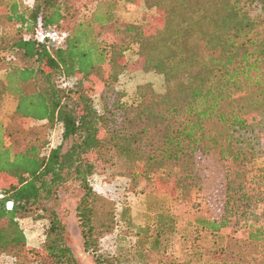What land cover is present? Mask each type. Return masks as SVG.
I'll return each mask as SVG.
<instances>
[{
  "label": "trees",
  "instance_id": "16d2710c",
  "mask_svg": "<svg viewBox=\"0 0 264 264\" xmlns=\"http://www.w3.org/2000/svg\"><path fill=\"white\" fill-rule=\"evenodd\" d=\"M145 2L164 12L151 32L116 17L115 0H97L86 19L78 17L80 0H9L0 14V52L31 60L1 59L0 94L15 99L17 117L57 131L45 151L39 135L0 121V250L26 245L20 219L33 214L42 220L41 238L27 250L49 264H77L58 213L61 192L72 184L80 189L75 215L83 249L97 264H128L152 250L173 264H264V210L250 201L264 191V164L254 163L264 156V0ZM38 23L66 30L65 41L38 42ZM133 49L143 79L126 93L113 82ZM104 67L112 75L89 92L85 78ZM109 150L133 174L177 169L180 185L197 183L201 157L216 151L229 160L235 175L224 183L221 209L195 217L186 259L170 252L176 217L165 209L135 225L123 251H99L90 177Z\"/></svg>",
  "mask_w": 264,
  "mask_h": 264
},
{
  "label": "rangeland",
  "instance_id": "374dc122",
  "mask_svg": "<svg viewBox=\"0 0 264 264\" xmlns=\"http://www.w3.org/2000/svg\"><path fill=\"white\" fill-rule=\"evenodd\" d=\"M8 1L0 0V14L7 10ZM24 1L31 2V0ZM96 1L80 0L78 17L88 18ZM115 2L116 17L144 25L146 32H151L164 23L163 10L156 6H147L145 0H115ZM8 55L19 64L31 63V60L21 57L18 53L0 52L2 65L1 59H6ZM111 75V70L104 67L99 75L94 74L85 78L84 86L89 92H98L102 86L101 76ZM141 79H143L141 62L133 49L126 53V66L113 85L116 89L131 93L134 85ZM14 106L15 99L11 95L0 94V121L5 126H15L39 135L45 142V151L56 144L57 131L54 126H50L46 121H31L17 117L13 113ZM198 162L200 173L197 183L180 185L176 180L180 177V171L177 169L168 167L158 171L133 174L128 162L119 157L114 150L106 151L104 156L97 160L94 173L90 177V183L98 196L93 223L99 251L105 255L115 253L119 248L123 251L135 239V235L132 234L135 225H146V222L151 221L157 212L165 209L176 217L175 231L169 235L172 241L170 252L180 260L186 259L195 217L211 218L220 211L224 183L235 175L229 160L218 159L216 151L201 157ZM254 163L263 165L264 156L256 158ZM79 195L80 189L70 184L68 189L61 192L58 199V213L66 224L68 242L77 258V264H97L93 255L83 249L81 227L75 215V205ZM250 201L253 209L264 210V191L261 195L250 197ZM124 220H130L133 226L129 228ZM41 221L35 219L33 214L20 219L26 235V245L1 249L0 264H49L50 258L41 257L26 248L39 245ZM4 223L5 221H2L0 225ZM128 264L173 263L167 258H160L155 250H152L145 251L140 260L138 257L131 258Z\"/></svg>",
  "mask_w": 264,
  "mask_h": 264
},
{
  "label": "built area",
  "instance_id": "2783aa9c",
  "mask_svg": "<svg viewBox=\"0 0 264 264\" xmlns=\"http://www.w3.org/2000/svg\"><path fill=\"white\" fill-rule=\"evenodd\" d=\"M34 37L40 43L59 45L65 41L67 37V31L55 27L44 29L41 27V24L38 23V26L34 33ZM4 198H5V194L2 191H0V202L3 201ZM4 204L6 209H12L13 207V201L11 199H6Z\"/></svg>",
  "mask_w": 264,
  "mask_h": 264
}]
</instances>
